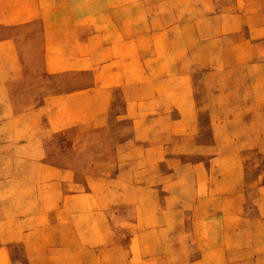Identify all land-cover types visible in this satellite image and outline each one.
<instances>
[{
	"label": "rangeland",
	"instance_id": "rangeland-1",
	"mask_svg": "<svg viewBox=\"0 0 264 264\" xmlns=\"http://www.w3.org/2000/svg\"><path fill=\"white\" fill-rule=\"evenodd\" d=\"M51 7L90 68L0 42V264H264V0Z\"/></svg>",
	"mask_w": 264,
	"mask_h": 264
},
{
	"label": "crops",
	"instance_id": "crops-1",
	"mask_svg": "<svg viewBox=\"0 0 264 264\" xmlns=\"http://www.w3.org/2000/svg\"><path fill=\"white\" fill-rule=\"evenodd\" d=\"M51 4L52 0H0V29L7 30V33L4 32L0 35V38H2L0 42L3 45L1 50L2 53H8L9 60H13L14 58L12 57H15L17 53H30L29 59L25 58V65L27 66L29 63L30 67L36 69L58 68L61 65L60 59L67 62L71 65V68L74 69L85 70L90 68L91 49L89 37L91 33L88 26L85 29L80 28L78 24L64 23V21L69 20H82L84 23L90 18L89 12L84 14H75L74 12H52ZM155 33L157 36L166 35L164 30L163 32L160 30H153V34ZM59 53H67L69 57L68 61H65V57L61 58ZM19 59L22 63L21 56ZM53 62H55V65ZM21 63L20 65L22 68ZM17 67L18 66H11V68ZM108 67L111 66L109 65ZM107 75L117 76L120 74H114L109 69ZM110 86H112L111 81H108L106 91ZM147 91L150 93V96L156 100L167 99L159 88L155 89L153 86L152 89L148 88ZM190 94V92L188 94L185 91L184 97H186L185 101L188 110L190 108L188 114L190 116H195L194 101L190 97ZM89 100H91L89 91L82 92L79 97H77L76 101L78 103L76 106ZM88 108L89 107H87V109ZM78 120L82 122V120L85 119L80 117L77 118V121ZM1 249L4 250V248Z\"/></svg>",
	"mask_w": 264,
	"mask_h": 264
}]
</instances>
